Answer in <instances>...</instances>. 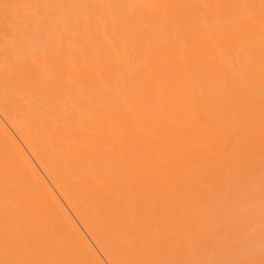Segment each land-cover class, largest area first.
Returning a JSON list of instances; mask_svg holds the SVG:
<instances>
[{"label":"bare ground","instance_id":"obj_1","mask_svg":"<svg viewBox=\"0 0 264 264\" xmlns=\"http://www.w3.org/2000/svg\"><path fill=\"white\" fill-rule=\"evenodd\" d=\"M0 264H264V0H0Z\"/></svg>","mask_w":264,"mask_h":264}]
</instances>
